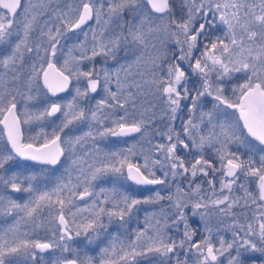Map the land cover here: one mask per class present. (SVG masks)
<instances>
[{"label":"snow or ice","instance_id":"obj_1","mask_svg":"<svg viewBox=\"0 0 264 264\" xmlns=\"http://www.w3.org/2000/svg\"><path fill=\"white\" fill-rule=\"evenodd\" d=\"M0 264H264V0H0Z\"/></svg>","mask_w":264,"mask_h":264}]
</instances>
